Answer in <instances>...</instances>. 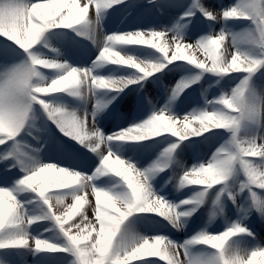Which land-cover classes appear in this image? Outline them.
I'll return each instance as SVG.
<instances>
[{"label": "rangeland", "instance_id": "rangeland-1", "mask_svg": "<svg viewBox=\"0 0 264 264\" xmlns=\"http://www.w3.org/2000/svg\"><path fill=\"white\" fill-rule=\"evenodd\" d=\"M23 2H26V0H23ZM32 2L38 3V0H32ZM125 3L131 4V6L124 8V10L121 9L122 16L119 21L121 24L123 23L124 27H122L126 34L138 31L150 33L149 31L154 28L157 31L165 32V25L157 24L162 19H167L166 22L171 24L169 26L171 34L174 33L175 36L182 37L188 43H194L206 36L218 34L222 29L235 35L252 26L251 21L244 19L212 20L206 17L201 10V8H204L212 11L214 15L217 13L222 15L223 10L237 4L238 0H119L118 3L111 5L110 13L115 8H122V4ZM190 13L194 14L189 15ZM97 14L102 38L99 35L98 44H94V47L82 49L84 47L82 42H85V45L90 44L84 26L82 31L80 29L75 30L74 27H57L46 32L42 41L32 51L45 58L53 59L49 49L56 45L55 43H58V50L62 54L61 59L73 67L78 65L77 60L84 56L99 61L97 58L103 48V42L110 36L111 31L108 27L105 28L107 25L102 23L103 21L101 22L102 17L99 13ZM73 33L79 39L75 45H72L70 40ZM163 37L165 38L162 43L170 39V36L166 33ZM108 42L107 40L104 43L108 44ZM155 42L161 43L159 41ZM130 45L138 48L139 53L147 55L145 56V62L165 63L166 66L162 70L146 76L143 80L137 77L133 83L127 84L123 90L117 89L122 93L120 100H116L108 109L110 116L108 115L109 118H106L108 124L106 130H104L106 132L104 135L106 134L105 136L108 137L111 135L117 136L122 130L129 128L123 124L118 127L113 124L114 120L121 119L126 114L129 105H132L131 108L139 113L142 122L149 119L153 114L160 112V110H155L158 102L166 107L161 111L166 110L170 114L182 118L194 111L210 108L212 106L210 102L214 103L223 92L230 91L247 75L246 73H231L227 76H221L204 71L183 60L167 63L163 56L158 55L157 50L154 51L151 46ZM235 46L240 47L242 50L252 51L256 55H261L260 50L254 45L241 43ZM197 55L203 59L202 54L197 53ZM27 57L28 54L23 49L0 35V69L18 61L26 60ZM100 62L101 65H109L107 62ZM107 68H110V66ZM176 68L180 69L182 73L178 76L183 78L174 86L167 87L170 80L168 76ZM44 71L49 78H54L61 73L60 70L56 69H45ZM196 75H200L201 79L191 83L182 92H176L178 85L192 80ZM141 76L143 77L144 74L140 73ZM252 80L256 86L264 90V67H261L253 75ZM68 91L40 94V96L50 102L53 107H57L62 103L73 105L74 99H72L71 93L68 94ZM93 98L95 99L96 95ZM79 107V105H75L74 110L76 113L78 112L76 109ZM187 109L191 111L188 112ZM35 116L37 119L31 120L14 140H8L5 144H0V188H8L14 192L22 205L21 211L26 219L30 217H40V219L31 225L24 223L20 226H9L0 230V242L7 241L14 234H26L29 239L28 245L0 247V264H79L73 245L52 217L45 199L36 191L20 185L19 181L32 170L35 164L54 163L85 175L86 172L90 171L91 176H88L91 177L89 180L91 186L100 187L101 184L106 182L107 185L111 186L110 191L112 192L126 191L127 186L119 176L115 177L112 173H98L97 169L101 167V161L108 153V151L106 152L107 149L93 152L87 143L82 144L73 137L66 135L39 104L35 105ZM33 123L39 127V132L32 130ZM250 134L264 135V124L248 125L241 132V136ZM231 135L232 133L229 130L213 129L201 136L182 141L179 137L170 133L141 141L116 139V143L120 148L135 154L140 162L148 165L154 171L155 175L150 182L152 189H158V184L161 182L165 184V191L158 192L157 196L162 197L170 204L177 205L180 212L190 213L186 216L187 223L183 221L184 216L180 218V228L173 226L169 219L157 213L138 212L133 214L139 216V218L143 216L149 218L148 220H142V222L148 231L151 230L150 235L166 237L180 246L182 248L179 249L181 257L184 256L187 264H192L193 249L199 250L202 256L215 252L207 245L190 243L193 237L203 231L222 233L237 223L247 227L250 231L233 237L231 241L233 245L239 246L248 252L264 247V189L252 185L244 186L242 182L246 183V177L242 170H238L237 174L226 185L219 184L207 190L199 185L181 187L179 183L180 177L185 171L191 169L194 165L208 163L216 149L228 141ZM169 139L172 144L167 146L164 142ZM173 144L179 146L171 156L165 155V150ZM45 145H47L46 149ZM65 145L68 148L66 150ZM104 145L107 148L108 141ZM52 147H55L57 157L60 150H65L62 155L69 156L70 160H75L73 156L76 152L79 155L81 154L83 158L89 157V171L82 168L83 164L72 167L66 165L64 160H60L62 159L60 156L57 162L44 158L45 152H49ZM109 147L111 148V144H109ZM184 149L185 151H183ZM184 152L187 155H183ZM124 159L132 162L128 158ZM253 159L258 160V158ZM150 161L152 163H149ZM163 162L169 163L170 166L163 171H159L154 167ZM98 174L102 176H98ZM224 188L226 190L221 193V189ZM202 192L205 195L200 202L181 203V201L193 198ZM229 192H232L233 196H230ZM253 192L260 199L254 198ZM47 194L52 198L56 197V188L50 187ZM218 196L219 199L217 200ZM52 203L54 210L57 214H60L72 202L68 201L63 205H58L53 199ZM81 213H85L83 206L78 210L73 220L68 223H78L82 218ZM139 222H141V219H139ZM73 232H75V229H73ZM125 233L135 237L133 232L125 231ZM38 238L56 244L58 248L37 249L35 240ZM129 264H168V261L163 255L160 257L138 256L130 259Z\"/></svg>", "mask_w": 264, "mask_h": 264}, {"label": "clouds", "instance_id": "clouds-1", "mask_svg": "<svg viewBox=\"0 0 264 264\" xmlns=\"http://www.w3.org/2000/svg\"><path fill=\"white\" fill-rule=\"evenodd\" d=\"M60 2L61 0H51L46 7L51 9ZM118 2L119 0H104L106 7ZM17 3L18 0H0V9L7 13L9 9L16 7ZM19 3L21 6L26 4L23 0H19ZM36 7V5L32 6L33 9ZM40 7L43 8L45 6L41 5ZM81 12H88L87 4L81 9ZM205 15L212 20H249L252 22V26L235 35L222 29L218 34L206 36L194 43H188L182 37L172 35L171 39L166 41V43L154 44L152 47L158 48L167 63L183 60L204 71L221 76H227L236 70H242L247 75L233 86L230 91L223 92L214 103L210 102L212 103L210 108L194 111L182 118L176 117L166 110L160 111L158 112L159 114L171 117L167 123L161 119H154L153 117L157 114L155 113L146 121L124 129L119 135L115 137L109 136L107 139L141 141L164 133H170L179 137L182 141L191 137L201 136L213 129L229 130L232 133L230 139L216 149L208 163H201L198 166L194 165L191 169L185 171L180 177V186L203 185L205 190H207L219 184L226 185L237 174L238 170H242L246 177V183L242 182L244 186L256 184L264 188V158L259 160L251 159L252 157H264V135L250 134L241 136L242 130L248 125L264 124V90L256 86L252 80L253 75L264 66V0H238L237 4L223 10L222 15L220 13L214 15L212 11L206 12ZM41 19L45 22L51 20L55 28L72 27L71 20L67 24H60L55 16L48 15ZM50 29L53 28L50 26L45 30L41 26L39 31L43 32V35L37 39L35 25H33L31 30H25L19 23L0 25V35L11 40L28 54L26 60L18 61L0 69V144H5L8 140H14L31 120L37 119L35 116V105L39 104L66 135L73 137L82 144L87 143L92 150L99 149L104 141L103 132L98 129L89 131L86 126L87 116L81 119L75 113L67 112L63 109L57 111V109L61 108L53 107L50 102L40 96V94H48L50 89H54L55 85L64 80L63 73L70 68L67 62L45 58L32 51ZM150 34L153 37H163L165 32L152 31ZM113 35L116 37L111 40L113 46L106 45L102 48L97 58L99 61L121 65L131 64L139 68L144 76H150L166 66L165 63L143 62L138 61L134 56L122 55L120 51L115 50L116 47L114 46L123 43L121 40L122 34ZM34 40L37 42L34 43ZM24 41H27V43ZM241 43L256 46L260 50L261 55H256L252 51L242 50L240 47L235 46ZM106 51L109 52L107 56L105 55ZM197 53L202 54L203 59L199 58ZM187 57H191V59H187ZM45 69L62 70V74L49 78L44 71ZM82 75L84 80L78 85L74 81L71 88L75 95L82 94L81 88L86 83L89 88L105 89L111 87L123 90L127 84L134 82L130 78L115 79L96 76L93 75L90 69L83 71ZM200 79L201 76L196 75L192 80L181 83L177 86L176 92H182L184 88ZM101 81L105 83L101 84ZM109 81L111 82L110 84L108 83ZM55 90L57 92L65 91L63 89ZM173 127H175L176 131L169 132L168 130ZM84 133L87 135L81 140V136ZM178 146V144L171 145L165 150V155L171 156ZM112 156H115V163L118 165H124L125 163L132 165L140 176L139 183L149 187V198L141 199L140 197H135L134 194L129 192L130 184L127 186L126 191H111L115 198V203L110 207L118 215L114 216L111 212L108 213L107 222L100 226V238L96 240L95 244L86 245V250L82 249L80 255L92 257L94 253H98L99 255L95 256L94 260H91V264H105V260L100 257H106L108 253H111L116 257L113 264H127L129 259L138 256L160 254L161 244L163 243L166 253L165 258L169 259L171 264H185L184 259H180L179 249L182 248L170 239L165 237L166 243H164L159 236H156L155 243L150 244L148 237H131L124 232L123 225L130 216L138 212L157 213L154 212V209L160 205L159 201L151 202V199L157 196L150 183L152 169L140 170L119 155H114L111 150L108 151L107 156H104V159ZM101 165H103V160ZM169 166V163L163 162L158 163L154 167L159 171H163ZM37 169L51 172L50 184L53 186L67 187L69 178L75 175L83 176L84 178L78 193L84 192L89 187L95 191L94 185L89 186L86 184V181L90 180L91 177L78 171L54 163H39L35 164L30 172L34 173ZM97 171H101V169L99 168ZM30 179L32 177L24 176L19 181V184L23 186L25 181ZM225 190L226 188L221 189V193ZM78 193L73 196L76 200L80 199ZM204 195V192L199 193L193 198L181 201V203L200 202ZM229 195L233 196V193L229 192ZM252 195L254 198L260 199L255 192ZM53 199L56 204L63 205L66 196H56ZM218 199L219 196L217 197ZM98 205L99 198L97 196V207ZM70 206L75 208L74 204H69L60 212V215H63ZM157 214L165 217L163 212H158ZM21 215L25 217L22 211ZM97 215L98 213H95V217ZM187 215H190V213L179 212L177 215L165 218L169 219L173 226L180 227V218ZM35 219H40V217L27 218V224L31 225ZM91 224L92 221L85 214L76 227L83 232ZM249 231L247 227L237 223L222 233L201 232L193 237L190 243L207 245L215 252L198 258L196 264H264V247L248 252L231 243L233 237ZM16 236L28 238L26 234H14L12 237ZM72 239L79 242L81 238L72 237ZM83 239H87V237H83ZM35 241L37 246H39L40 242L37 239Z\"/></svg>", "mask_w": 264, "mask_h": 264}, {"label": "snow or ice", "instance_id": "snow-or-ice-1", "mask_svg": "<svg viewBox=\"0 0 264 264\" xmlns=\"http://www.w3.org/2000/svg\"><path fill=\"white\" fill-rule=\"evenodd\" d=\"M51 0H44V2L41 3H33L32 0L30 2H26L24 6H21V4L17 3V6L9 9L7 13H5L2 9H0V25L4 24H13V23H19L21 27H23L25 30H31L33 25L36 26L37 32L36 36L37 39L39 36L43 35V32L39 31L41 26L44 27L45 30H47L48 27L55 28V25L52 24L51 20L45 22L42 20V17L51 15L55 16L57 18L58 23L60 24H67L69 20H71L72 27L85 24L88 22L87 14L89 12V5L94 4L95 11L97 13L100 12L102 8H107L104 4V0H88V12L82 13L81 9L84 8L85 5L81 6L78 3V0H61L60 3H57L53 8L49 9L46 7ZM33 5H36L37 7L35 9L32 8ZM44 5L45 7L41 8L40 6ZM78 5V6H77ZM201 10L204 12V15L206 12H210V10L201 8ZM194 13H190L189 15H193ZM206 16V15H205ZM208 17V16H206ZM211 19L210 17H208ZM116 37L113 35L111 37H107V40L111 42L112 39H115ZM160 37H153L150 33H144V32H135L131 34H122L121 40L123 43H130V44H141V45H148L151 46L156 43L155 40L159 39ZM23 39V38H22ZM27 43V41H24ZM34 43L37 41H33ZM166 43V41H165ZM158 50V48H157ZM105 55H109V52L106 51ZM187 59H191V57H187ZM132 66L131 64H125ZM134 67V66H132ZM264 67V66H262ZM136 68L140 73H142L139 68ZM86 69H80L76 67L68 68L67 71L63 73L64 80H62L60 83L54 86V89H50L48 91V94H54L57 93L55 89H63V90H71L73 87L74 81L75 84H79L84 80V76L82 75V72ZM232 73H243L242 70H236ZM143 74V73H142ZM94 75V74H93ZM101 84L105 83L104 81L100 82ZM111 83L110 81L108 82ZM107 89H118V88H107ZM62 109H57V111H61ZM54 114V113H53ZM154 119H161L164 122H168L171 117H168L167 115H161L159 113L156 114ZM169 132H175V127L170 128L168 130ZM87 134L84 133L81 136V140H83L84 136ZM119 135V134H118ZM97 149H93V151H96ZM107 156V155H105ZM114 156L108 157L107 159H104L103 157V165H101L100 169L101 171H98V173L104 174V173H112L116 176H119L126 186L129 184L131 187L129 188V192L134 194L135 197H140L141 199H148L149 198V187L147 185H144L142 183H139L140 176L136 172V170L132 167V165L125 163L124 165H118L115 163V159H113ZM262 159L264 157H252ZM135 173V176L133 175ZM26 176L32 177V179L25 181L23 186H26L33 191H36L41 197L45 199V203L48 205L49 211L52 215V217L56 220V222L59 224L60 228L64 231L65 235L68 237L69 241L74 247V250L77 254V258L79 260V264H91V260L95 259V256H98V253H94L92 257H89L88 255H80V251L82 249L86 250V245H93L96 243V240L100 238V226L103 223L107 222V216L108 213L111 212L112 215H118L116 212L112 210L110 207L115 203V198L111 191H108L106 189L95 187V213H98L96 216V222L88 226L84 229L83 232L79 231L76 227L77 223L73 222L69 224V221L73 220V217L77 214L78 210L81 208V205L84 200H86V196H81L80 193H78L80 199L76 200L74 199L75 208H72L71 206L65 211L63 215L57 214V212L53 208V198L50 197L48 193V190L50 187H54L56 189L60 190H67L70 188L79 187L80 184L83 182V176H71L68 180V186L67 187H56L50 184L51 180V172L49 170H40L37 169L34 173L29 172ZM203 186V185H199ZM252 186L261 188L259 185L253 184ZM205 187V186H203ZM264 189V188H261ZM97 196L99 198V205L97 207ZM156 201H159L158 207L154 209V212H163L165 217L168 216H174L177 215L180 211L178 210V207L176 205L170 204L165 199H162L160 196H155L151 199V202L155 203ZM70 204V205H71ZM21 209L22 205L20 201L17 199V196L14 194V192L11 189L8 188H0V230L5 229L9 226H20L24 223H27V219L21 215ZM86 213H81V216L83 217ZM59 217V218H58ZM82 219V218H81ZM38 219H35L33 223H35ZM83 227V226H82ZM73 229H75V232H73ZM95 233V235H93ZM72 237H80L81 239L79 242L77 240H73ZM83 237H87V239H83ZM163 242H165V237L159 236ZM40 243L39 246H37V242L35 241V247L37 249H57L58 246L56 244H53L47 240L43 239H37ZM106 240V237H105ZM29 244V239L25 238L23 236H16L11 237L7 241L0 242V247H8V246H24ZM163 244V243H162ZM99 247V245H97ZM161 255L166 256V253L164 251V247L161 248L160 254L157 255H150L152 257H160ZM101 259L105 260V264H113V261L116 259L114 255L111 253H108L106 257H100ZM166 259V258H165ZM130 260V259H129ZM129 260L127 261V264H129ZM168 264H171L170 260L167 259Z\"/></svg>", "mask_w": 264, "mask_h": 264}, {"label": "bare ground", "instance_id": "bare-ground-1", "mask_svg": "<svg viewBox=\"0 0 264 264\" xmlns=\"http://www.w3.org/2000/svg\"><path fill=\"white\" fill-rule=\"evenodd\" d=\"M26 2H30V0H26ZM44 2V0H38V3ZM78 3L80 5H85L88 4V0H78ZM130 5H128L127 7H130ZM111 7V6H110ZM110 7L107 8H102L99 12V15L102 17L101 22L106 24L107 26H105V28H109V30L111 31L110 36L113 34H126V32H124V25L123 23L121 24L120 17L122 16L121 11H117L114 15H112V11L110 13ZM126 7V8H127ZM109 11V12H108ZM215 13V12H214ZM98 15L97 12L95 11V6L94 4L89 5V12L87 14V18L89 19L87 23L85 24H81V25H77L74 26L75 30L80 29L82 31V27L87 30V40L90 42L87 43L85 45V42H82V44L84 45V47L82 49H90L92 47H94V44H98V39H99V35H101L102 38V31L100 28V23L98 22V17L96 16ZM96 17V18H95ZM118 21V24H117ZM167 19H162L161 21L158 22L157 25H165L164 29H165V33L168 34L170 36L174 35V33L171 34V30L169 28V26L171 24H169V22H166ZM103 25V24H102ZM123 26V27H122ZM152 31H157L154 29L150 30L149 32ZM165 37H160L159 39L155 40V41H159V42H163ZM167 39V40H170ZM70 40L72 41V45L77 44L76 41H79L78 37L73 33L70 36ZM107 41V39H106ZM104 41V42H106ZM103 42V47L107 46H113L111 44V42L104 43ZM55 43V42H54ZM56 45H54L53 47H51L50 50V54L52 56L53 59H57L61 62H64L61 58H62V54L60 53V50H58V43H55ZM116 47V51H120L121 54H125V55H130V56H134L138 59V61H143L146 59L145 56L147 55H143L141 53H139L137 51L138 48L135 47H129L128 44L126 43H121V44H116L114 45ZM157 49L154 48V51H156ZM174 50V49H173ZM234 51V50H233ZM158 55H160L162 57V54L157 50ZM171 54V51H170ZM78 65L74 66L76 68H80V69H90L94 75L96 76H104V77H109V78H115V79H132L133 81L136 80L137 77L141 78L142 80L146 77V76H141L140 77V73L139 71L132 67V66H116V67H110L107 68L108 66H104L101 65L100 61L97 60H91L88 59L86 56L84 57H80L78 60ZM175 62V61H174ZM67 65L71 68L73 67L71 64L67 63ZM123 68V69H122ZM59 71V70H58ZM62 74V70H60ZM59 74V75H60ZM181 71L180 69L176 68L173 72L170 73V75L168 76V78H170L169 85H167V87H172L175 84L178 83L179 80H181L183 77H180L178 75H181ZM176 76H178L176 78ZM176 78V79H175ZM141 80V81H142ZM140 82V81H139ZM114 92V93H111ZM116 89H97V88H89L88 84H84L81 88V95H75L73 94L72 90L68 91V94L71 93L72 94V99H74V103L73 105H67V104H60L59 106H57L58 108H61L67 112H72L75 113L77 116H79L81 119H83L85 116H87V129L89 131H91L92 129H98L100 131L104 133H106L104 130H106L107 124L108 122L106 121V118H109V112L108 109L110 108V106L116 101V100H120L121 98V94L118 92ZM91 92V93H90ZM96 95V98L94 99L93 96ZM75 105H79L80 107L77 108L76 110H78V112L76 113V111L74 110ZM156 111L158 110H164L166 107L161 103L158 102L156 104ZM132 105H129L128 110L126 111V114L124 116L121 117V119H116L113 121V124L115 126H119L120 124L126 125L128 127H132L134 125L140 124L142 123V117H139V113L135 112L132 108ZM188 112H190V109H187ZM185 111V112H187ZM109 115V116H108ZM105 121V122H104ZM104 123V124H103ZM118 123V124H117ZM120 129V127L118 128V130ZM32 130L39 132L40 129L39 127L33 123L32 124ZM106 135V134H105ZM104 135V141L101 144L100 148L97 149L96 151L93 152H98L101 149H104L107 151L111 150L114 155H119L122 159L124 158H128L130 159L132 162V164H134L136 166V168L140 169V170H149L150 167L148 165H144L142 162H140L139 158L133 154V153H129L126 152L127 150H124L122 148H120L118 146V144L116 143V139H112V140H108V136ZM112 137H115L113 135H111ZM108 141V147L109 144H111V148L108 147L106 148L104 143H107ZM172 141L166 140L164 142L165 145L169 146ZM47 148V145H45V149ZM185 151V149L183 150ZM183 155H187L186 152H184ZM189 157V156H188ZM37 158V157H36ZM44 158H48L51 161H59V156L57 157V155H55V147H52L49 152H45L44 154ZM83 158V157H82ZM81 158V161L83 164V169H85V171L88 170L89 167V157L87 158ZM190 158V157H189ZM211 158V156H210ZM65 158H63L64 160ZM115 159V158H113ZM61 160V159H60ZM149 163H152V161H150ZM65 164L68 166H74V161H70L68 158L65 159ZM187 165V164H186ZM190 165H192L190 163ZM89 171V170H88ZM90 175V171L86 172V176ZM135 176V173L133 174ZM155 173L152 170L151 172V178H150V182L153 180ZM91 176V175H90ZM88 176V177H90ZM98 176H102L100 174H98ZM115 177H117L115 175ZM86 184L91 186L89 180L86 181ZM98 188H102V189H106L109 190L111 189L110 185H107L106 182H104L103 184L100 185V187ZM166 186L163 182H161L160 184H158V189H153L155 195L159 194L158 192L160 191H165ZM80 191V186L79 187H75V188H70L67 190H60V189H56V194L57 196H66L65 202H72L74 203V198L73 196L75 194H77ZM81 196H86V200L83 201L82 205L84 207V211L88 216V219L91 220L93 223H97L96 222V217H95V192L93 191V189L91 187H89L88 189H86L84 192L80 193ZM64 202V203H65ZM187 210V209H186ZM139 219H141V222H139ZM149 218H146L145 216L139 218V216L137 215H132L128 218V220L125 221L124 226H123V230L124 232L126 231H130L134 233L135 237H148L149 243L150 244H154L155 243V237L153 235H150L149 232H151V230L149 229V231L143 226V222L142 220H148ZM187 223V217L184 216V220ZM180 224V222H179ZM180 228V227H178ZM166 243V241L164 242ZM161 248H163V244H161ZM193 258H192V264H196V261L198 258L202 257V254L199 252V250H195L193 249ZM182 255L180 254V259L183 260L185 264H187L186 259L183 257H181Z\"/></svg>", "mask_w": 264, "mask_h": 264}]
</instances>
